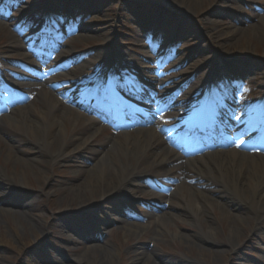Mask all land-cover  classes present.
Instances as JSON below:
<instances>
[{"label":"rangeland","instance_id":"1","mask_svg":"<svg viewBox=\"0 0 264 264\" xmlns=\"http://www.w3.org/2000/svg\"><path fill=\"white\" fill-rule=\"evenodd\" d=\"M79 2L0 0V21L11 18L10 32L25 37L24 49L13 52L8 48V34L4 29L0 30V55L6 57L4 68L26 77L9 78L11 82L35 85L34 90H39L37 87L43 84L47 73L43 74L33 64L46 60L49 64L65 65L59 48L51 55L52 47L69 33L71 25L80 23L96 30L93 38L78 48L73 46L76 43L64 40L60 49L66 52L64 54L71 53L72 58L84 54L79 56L83 60L82 67L75 69L83 68L94 76L113 62L114 65L121 63L120 60L132 63L141 74L135 83V91L147 96V101L156 79L173 82L183 73L184 78L193 76L194 81L195 77H201L194 84L205 88L213 79H225L226 85L216 95L221 105L240 107L241 113H246L243 117L264 113V107L255 104L264 101V0H81L83 7ZM179 5L185 8L180 9ZM80 13H85L88 19L83 21ZM34 19L39 21L37 25L29 23ZM207 22L210 24L207 25ZM39 41H43L42 46L36 44ZM172 53L177 54V62L183 65L178 73L173 72L174 65L169 58ZM9 62L11 67L7 64ZM49 72L53 77H49L52 80V84L47 86L49 91L56 92L59 99L69 105L75 98L79 99V86H86L83 74L74 68L58 72L60 75L50 69ZM203 77L209 79L202 82ZM28 93V90L19 89L7 95L0 92V95H3V100L12 95L16 102L25 101L24 106L31 102L37 109L45 107L35 101L36 94ZM131 101L135 114L130 115L125 123L134 126L128 129V133L135 135L133 129H139L135 118L148 121L146 113L151 112L152 107L147 101ZM167 112L158 113L156 120H166L165 115L172 118L173 112ZM56 116L59 118L58 114ZM53 121L49 119L48 123ZM71 127L66 122L65 129L69 133ZM1 128L0 139L9 145V149H1L0 146V175L4 179L0 187V264H78L79 260L84 261L82 264H101L108 251L116 253V264H143L147 257L151 260L146 264H215L216 261L217 264H264V221L258 226L252 219L244 221L246 226L234 221L232 226L239 231L235 236L229 232L227 220H223L220 209L208 212L206 225H198L190 211H173L171 208V212L181 215V218L160 226L162 233L157 231L159 204L149 194L165 197L167 192H172L176 178L171 174H168L169 181L174 178L171 182L160 180L162 184L159 185L155 183L157 179L140 181L132 190L113 194L104 201L92 203L91 196H80L76 204L70 203L64 192L74 195L78 170L91 169L98 157L108 151L107 141L123 131L117 133L114 127L104 126L88 149L52 168L46 167L45 175L28 170L23 187L17 189L15 185L23 182L22 171L13 156L17 154L23 160L43 156L33 145L31 137L17 128ZM177 131L186 134L185 127L179 126ZM247 136L244 135L243 139L248 140ZM187 139L190 140V136ZM232 140L236 141L235 145L241 144L235 137ZM243 143L251 145L250 142ZM198 150L194 146L184 148L180 153L182 163L177 164L193 161ZM175 151L178 155L179 150ZM183 153L195 155L184 156ZM42 154L47 156L48 153ZM7 158L11 159L9 163ZM191 163L199 167L198 163ZM158 173L161 171L155 169L150 175ZM47 177L48 180L44 181ZM194 183L195 180L188 181L190 185ZM148 184L162 190L151 188ZM209 184L201 190L221 203L227 202L225 205L233 211H245L242 202L233 201L235 199L223 186ZM7 191L13 195L6 194ZM176 200H179L177 196L174 202ZM80 203H84L87 209L82 208L81 211L78 208ZM68 204H72L73 209H64ZM28 211L35 217L25 219L22 214ZM127 225L137 226L138 231L125 229ZM209 226L216 229V235H207ZM184 235L190 239L187 240ZM208 239L212 240L214 254L202 251L197 243H206L207 246ZM88 248L94 251V256L87 252Z\"/></svg>","mask_w":264,"mask_h":264},{"label":"bare ground","instance_id":"2","mask_svg":"<svg viewBox=\"0 0 264 264\" xmlns=\"http://www.w3.org/2000/svg\"><path fill=\"white\" fill-rule=\"evenodd\" d=\"M79 4L83 7L81 0ZM183 7V5H179L180 9ZM79 16L83 21L88 19L85 13H80ZM10 20L11 18L0 21V30L4 29L5 34H8V48L12 49L13 52L23 50L25 47V37L21 38L13 32H10ZM209 24L210 23L207 25ZM95 32L96 30L91 29L90 26L78 23L75 26L72 25L69 33L63 35V39L76 43V45L80 47L81 44L91 40ZM57 48H61V44L57 45ZM232 52H235V50ZM60 53L64 54L66 52L61 50ZM170 57L171 60L175 61L176 56L170 55ZM5 58L6 57L2 56V63ZM25 59H27L26 56ZM120 61L121 63L124 62V60ZM82 62L83 60H81V58H75L74 67L82 65ZM121 63H115V68L113 70L106 65L104 69H101L98 74L91 76L87 81V88L92 91L98 99L114 100L113 95L107 88L108 85L122 91H130V86L127 85L126 81H120V79H125L131 71ZM7 64L9 65V63ZM44 66H46V64L35 65L36 68H46ZM52 67L53 65H51V68ZM57 68L60 69L61 67L59 66ZM84 68H87V66H84ZM175 68L178 70L181 68V65L175 63ZM76 70L77 72L85 73V69L83 68L75 69V71ZM7 73L8 78H12L13 75H15V78H25V76L20 77L16 75L15 72L7 71ZM102 74H106L107 76L105 77H110L108 83H103ZM180 76H182L180 84H183L182 90L184 93L183 91L176 90L170 94V87H164L162 81L158 80L155 83L157 97L150 98L155 107H160L162 110H172L173 108L186 106L192 107L195 110L199 109V101L197 99H182V96L184 95V97H187L189 94L188 92L198 86V84H194V82L201 77L198 79L195 77L194 81L192 80V76L184 78L183 73H180ZM37 78L35 80H37ZM205 80H207V78L203 77L202 81ZM184 82L186 83L184 84ZM50 84H52V80L46 78L43 80V84H39V90L32 89L34 86L30 87L31 89L28 90V94H36L34 97L35 101L42 103L45 106L44 108L41 107L37 109L31 102L27 106L22 107V105H13L9 108L12 102V99L9 98H7V100L9 99L8 101L0 102L1 130L5 129L7 126L17 128L25 136L32 138L33 145L38 148L43 156L42 158H34L32 160H23L17 154L13 156L15 163H19L21 167L22 181L28 170L33 173L45 175L47 172L46 167L52 168L54 165L60 164L64 159H69L82 153L91 146L92 139L103 129V125L100 122L94 120L85 111L79 109V107H73L75 104L73 101H71L69 105L67 102L59 99L56 92L49 91L47 86ZM28 86L29 84L21 85L18 83L15 88L21 87L22 89H26ZM214 89L215 87L211 86L208 91H213ZM206 94L213 95V97L215 95L212 92ZM140 97V95H137V98ZM121 98L126 100L122 96ZM117 101L119 100L117 99ZM120 105L123 107L122 111L128 113L130 104L125 101ZM4 113L9 115H1ZM57 114L59 118H57ZM49 119H54V121L49 124ZM66 122L73 127L69 128L72 130L71 133L68 132V129H65ZM157 126L161 128L160 124ZM84 127H86L85 131H81ZM145 128V126L141 127L136 131L135 135L121 133L115 138L109 139L107 141L108 151H104L103 154L98 157L97 162L91 169L78 170L75 175L77 186L73 191L74 195L68 191L64 192L66 193L65 197L67 196L70 198H68V201H71L70 203L72 204H76L80 196H91L93 200L92 203L104 201L113 194L128 192L129 189L139 184L143 177L152 170L160 169V171H162V176L167 174L175 176L176 187L172 193H168L165 197L163 195L149 194V196L159 204L160 208V215L156 220L157 231L162 233L159 228L160 226H163L168 221L173 222L181 218V215L172 213L171 208H173V211L179 209H182V211H190L192 218L198 225L201 223L206 225L208 221L207 215H210L208 212H214L216 209H220L222 210L223 220H227L229 232L235 236H238L239 231L237 227L234 228L232 226L235 224L234 221L241 223L243 226L247 225L244 221H251V219L252 221L254 220L253 223H255L256 226L264 221V151L259 153L258 149H260V147L258 145L252 150L245 146L243 152H240L235 145L229 143L231 145L229 151L215 152L210 154V156L194 159L193 161L198 163L199 167L191 163L193 161H187L186 163L178 165L177 163H182L180 161L181 158L167 147V141L161 138V135L157 134L158 131ZM76 133H81L83 135L74 136ZM1 135L2 132L0 131V136ZM261 138L264 139V134ZM0 146L1 149H9V145L7 143L5 144L1 139ZM1 152L2 151H0V153ZM43 152H47V156H44L42 154ZM6 160L9 163L11 159L7 158ZM170 163H172V165L175 164V166L172 167L171 165L169 167ZM40 167L43 170H41ZM183 173H185V175H181ZM43 180H48V177ZM191 180H195L193 185L188 184V181ZM3 183L4 179L0 175V187L3 186ZM209 183L223 186L235 199L233 201L242 202L245 211L242 213L233 211L229 205H225L227 202H225V204L221 203L207 195L201 190V187H206L210 185ZM23 184L24 181L15 186L17 189H21ZM10 192L11 191H7L6 194H11L12 196L13 193ZM176 196L179 200L174 202ZM73 198H75V200H72ZM72 204H68L67 208L64 209H73ZM83 204L84 203L78 204V208L81 211H83L82 208L87 209ZM3 213L10 215V213H6V211ZM22 215L25 219L35 217L29 211ZM125 227H127L125 229L133 230L134 232L138 231L137 226L134 225H127ZM141 228L142 230L144 229V227ZM201 231L204 233L202 227ZM206 233L208 236L216 235L217 231L214 227L209 226ZM184 237L187 240L190 239L189 236L184 235ZM208 240H206V242H208L207 246H205L206 243H197L202 248V251L205 250L204 252L207 254H214L216 251L212 249V240ZM87 252L93 253L94 251L88 248ZM91 256H94V253ZM115 256L116 253L108 251L105 257L101 259V262L103 260L101 264H116ZM150 260L151 257H147L146 260H143L144 263H142L146 264ZM83 262L82 260L77 261L78 264H82ZM215 264H217V261Z\"/></svg>","mask_w":264,"mask_h":264},{"label":"snow or ice","instance_id":"3","mask_svg":"<svg viewBox=\"0 0 264 264\" xmlns=\"http://www.w3.org/2000/svg\"><path fill=\"white\" fill-rule=\"evenodd\" d=\"M0 11H2V9H0ZM243 143V141H241V144ZM237 147H240V144H237L236 145Z\"/></svg>","mask_w":264,"mask_h":264}]
</instances>
